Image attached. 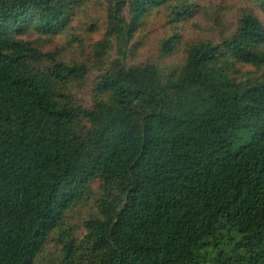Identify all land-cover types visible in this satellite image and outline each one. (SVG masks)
Listing matches in <instances>:
<instances>
[{"label": "trees", "instance_id": "obj_1", "mask_svg": "<svg viewBox=\"0 0 264 264\" xmlns=\"http://www.w3.org/2000/svg\"><path fill=\"white\" fill-rule=\"evenodd\" d=\"M238 1L0 0V264H264V0ZM199 17L220 36L186 42Z\"/></svg>", "mask_w": 264, "mask_h": 264}, {"label": "rangeland", "instance_id": "obj_2", "mask_svg": "<svg viewBox=\"0 0 264 264\" xmlns=\"http://www.w3.org/2000/svg\"><path fill=\"white\" fill-rule=\"evenodd\" d=\"M230 3L236 4L238 7L241 6L240 2L238 0H230ZM213 19L209 22L207 18L205 17H199L195 23V29L190 30L189 32H184V40L186 42H194L198 40L203 39H211L210 37L218 38L220 36L221 30L219 27L213 23ZM215 29V31H213ZM161 32V31H160ZM154 38L151 39L153 41ZM155 50L151 52L149 56H154ZM181 56L179 55L176 57V59L173 61V63L180 61ZM239 145L237 144L236 147Z\"/></svg>", "mask_w": 264, "mask_h": 264}]
</instances>
